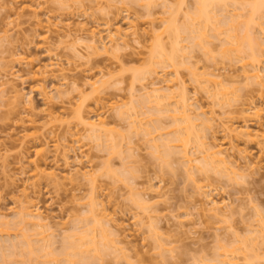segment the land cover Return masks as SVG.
<instances>
[{"label": "rangeland", "instance_id": "1", "mask_svg": "<svg viewBox=\"0 0 264 264\" xmlns=\"http://www.w3.org/2000/svg\"><path fill=\"white\" fill-rule=\"evenodd\" d=\"M101 1H103L101 3L102 7L100 5L98 6L101 7V11L96 8V5L89 2L85 3L86 7L84 11H82L83 9H78L79 11H77L75 8L68 10L61 8V6L59 7L58 5L59 3L53 0H0V85L6 83L5 86L3 85L4 87L2 86L3 89H0V214L6 215L5 218L8 216L7 221L10 220L14 223V219H17L15 218L17 216L15 213L17 214L19 211L18 208L20 209L21 207L18 206L20 205L19 203L24 200L32 201L36 207V209L33 208V211L40 213L43 220L46 219L43 221L45 222L44 224L50 226L47 227V234L45 233V235L51 236L50 233L52 232V236L54 235L53 237H55L52 238L51 236L54 244L51 242L52 246L49 242V246H52L49 252H52L54 255L57 253L55 256L59 257L58 255L62 253L65 243H67L65 241L68 240L66 236H71L75 234L76 231L77 233H81V230L87 231L84 227L90 224V221L87 219L90 217L89 208H91V206L89 205L92 203L90 200L94 192L88 184L89 182L87 183V180L83 181L80 178L79 180L77 177H74L78 170H82V172L87 170L92 173L93 178H96L98 184L96 202L99 203V207H96L98 211L96 210L95 212H98L99 215L102 214L101 212L110 215H107L108 219L111 218L109 221L106 218L109 222H106V224L108 223L107 226L105 222L103 224L105 227H108L106 228V233L112 231V234L116 233V235H118L106 234L109 236L107 244L110 246L106 248V245H103L104 242L102 243L100 240L101 234L98 232L99 228L96 229L95 234L92 232V229H90V225H93V223H91L87 229L89 228L91 230L90 232L95 234L93 235L96 236V240L99 239V241H101L99 245L102 244V246H105V250L104 247L100 245L102 259L99 257L96 258L95 256L93 257V255L90 254L91 258L88 263V260L86 261L87 264H202V262L205 264L207 261H204H209L213 257H216L217 253H219L218 251H220V253L223 252L222 249H217L220 244L219 242L222 241L224 244H222L223 247H225V244H228V240L229 243L235 242L233 241L234 237L232 238V236L235 235L236 239L235 233L239 234L240 237L244 235L243 240L245 241L246 239V242L249 239L251 240V238L248 239L247 237H254V235L250 231L252 234L251 236L249 230H252L253 227L257 228L259 213L261 216L263 215L262 218L264 217V141L259 138L248 140L246 136L243 137L241 134L235 136V129L237 133H239L241 129V131H243L244 125L249 126L254 135L256 133H264V111L262 112L261 118H256L255 115H253L254 113L250 110L255 106L264 110V89L261 90L257 87L258 85L254 86L253 81V85L250 84L251 82L249 83L248 80L246 81L244 76L238 78L239 75H243L241 66L239 64L235 65L236 62H231L233 59L228 61V59L224 58V55V57L222 56L223 51L221 52V46L224 44L223 41L226 39V35L222 36V34H220V38L218 37L219 39L215 38V34L211 31L212 27L209 26L210 30L207 27V41L211 43L206 42V44L209 43L210 45L208 46L210 49L208 53L205 51L206 48L201 50V47H193L194 43L190 44L191 41L187 39L189 34L187 33V36L182 33L180 37H185L186 39H180L183 42L182 47L185 49L184 52L182 51V56L178 59L181 63L184 62V65L180 63V69L178 71L179 77H177L178 75L175 76L176 73L173 74V68L165 70L163 69L164 65L160 66L155 64L152 67L162 81L167 79L176 80V78H180L179 80L183 81L184 87L187 89V97L190 99L192 105L193 115H197L195 113L200 114L202 110V112L206 114H204L206 119L214 117L213 119L215 121L211 122L213 124H209V126L212 125V128L209 130L204 129L205 126L203 125L201 127V123L196 124L204 120L203 115L199 116V120H201L202 117L201 121L197 120L194 122L196 124L195 126L199 125L197 126V130L204 133L206 143L225 146L228 150H226L228 152V154L226 152V157L228 156L229 166L233 167V169L243 177H237V180L234 181L235 183H232L233 181L230 182L227 177L222 178L217 175L218 173H213V171V174H208V178H206L207 176L205 177L204 173L196 175V173L192 171V168V170L189 169L190 164L187 160H185V162H187L189 166L187 167V164L184 163V158H182L183 155L178 154L176 151L173 153L174 155L171 154L173 157L170 155L171 157H169V159H171L170 162H168L169 165H166L167 167L164 166V162L162 163V161L159 160L161 158L158 159L152 155L154 147L151 149V146L155 143H158V145L161 144V140L169 141L170 138H174V129L171 128L173 126L171 125L172 120L170 121V119L162 118L163 116L161 115L150 116L148 115L150 110L146 104V107L143 106L141 110L140 103H137L140 101L143 102L142 97L138 96L141 93V95L144 94V91L142 92V87H148L146 85L152 82V80H156L155 78H157V76H154V78L152 76V78H148L141 82L134 79V76L137 73L141 74L150 66V62L147 60L150 58L148 55L150 54L153 43V34L151 33L152 27H154L153 29L155 30L159 27V31H162L160 29H164V27L160 25V21L163 19H170V13L175 14L174 12H176L177 16H174L177 17L176 26L178 25L183 28L182 25L185 24L186 26V23L188 24V21L186 22V19H184L186 18L184 15L192 13L193 10L195 11L196 3L200 0H168L169 3L167 0H147V2H151L152 5L150 6V3L143 2L142 0H110V8L109 6L106 7L107 1ZM166 1L167 4H169V10L167 9L168 6L166 7L164 4ZM26 6H32L34 9H37L36 16H34L31 10H24ZM145 6L148 7L149 10ZM232 9V6H228L227 10L224 9L225 13L222 10L219 11L218 16L223 24L225 21L223 19L227 15L231 16V13L236 12L237 9L240 10L239 8L236 9V7L234 8V10L236 9L235 11ZM166 11L171 12L166 13ZM236 13L238 14L239 12L237 11ZM242 18L243 17H241V19ZM154 20H157L154 24L157 27H151ZM238 20H240V18H238ZM238 22V24L241 23V21ZM238 24H236V26ZM84 25L87 27L86 30L88 31H79L80 29H78V27ZM105 25H111V30L114 32L118 27L121 28L122 38H124L126 46L120 44V50L122 51L117 54L111 50L110 54L107 55L100 52H98V54L100 53L99 55H92L91 53L93 51L91 52V50L89 51L87 49L91 44L88 36L90 30L97 31L98 36H95L97 37L95 40L98 41H96L97 47H103L104 45L111 48L107 40L109 39V33L108 31L105 33L108 27L106 28ZM132 26L135 27V29L132 28ZM257 26L258 24L252 26L253 32L256 34L255 36L263 38V33L259 31L260 28ZM222 27H224V25ZM222 27L221 32L223 33L225 32V28L223 29ZM134 30H137V33L140 34L139 44L138 41H136L137 43L135 42L137 37L132 35ZM146 31L147 34H144ZM239 32H241V30ZM236 34H238V32H236ZM151 37L152 39H150ZM167 37L168 36L164 34L163 43L169 47L170 42L167 40ZM192 48L193 50H191ZM245 48L247 47H244V50ZM99 49L103 50V48ZM185 50L187 51L185 52ZM245 52L246 55L247 52L249 53L247 49ZM258 54L260 55L259 57H261L260 59L264 62V49H259ZM16 56L19 57L17 60L20 59L23 61H16L17 63L10 65L9 63H12L11 59ZM117 56L119 57L118 59L115 58ZM5 65L7 69H5ZM7 65H10L9 69ZM41 67L47 68V75L37 74V71H39L38 69ZM12 68L15 73L17 72L20 75L17 73L15 74ZM262 68H264V63L262 64ZM10 69L13 72L10 71ZM190 69L192 70L190 71ZM193 71L197 72L199 75H201L202 72H204L202 74H205L214 71L216 72H213L214 74H220L219 77L222 78L220 80L224 79L226 84H228V82L230 83V85L228 84L230 86L229 89L231 86H233L234 90L238 87L236 89H238L239 92L235 90L236 93L234 92L235 96H233V99L231 90V94L229 90H224L225 92L223 93L225 94L227 92V96L229 94V97L231 95L232 102L230 99L228 101H230V104H233H231L232 107H230L229 103L226 107L223 106L224 108H221L220 104L217 105L219 96H216L217 100L216 98L213 100V95L212 99L210 93H208L212 90H206V85L201 86L199 85L200 82L198 83L196 80H193L194 77L191 76ZM223 72L225 74H223ZM11 73L15 75H12V77L10 75ZM198 74L196 76H198ZM17 75L21 78L20 80L15 77ZM234 75H238L237 79ZM1 80L3 81L2 84ZM97 80L109 81V87L107 86L108 90L105 91V93L103 91V93H101L102 95L92 94L91 89L89 90V85ZM234 84L237 85L234 86ZM249 84L250 86H247ZM211 87L213 88V86ZM210 88L208 87V89ZM233 89L232 91H234ZM14 91L17 93L19 91L20 93V99L18 98V100L15 98V102L17 101L16 103L13 102V96L15 97ZM133 92L136 93L135 95L138 99L141 98L140 101L138 99V101L135 100L137 97H133ZM81 94L86 99L85 111H89L90 109L94 111L97 110L98 114L106 117L104 118L109 122L108 128L110 131L112 130L111 135L116 139L114 140V144V141H111L112 145L110 144V147H112L113 149L111 150L113 152L115 150L117 154L114 152L115 155H113L108 148L102 151L101 149H103V147H100L103 145V141L100 142L97 140L96 142L94 138L91 139V137H88V133H84L85 130H82L83 127L78 125L77 120L71 115L77 102L79 103L81 99ZM131 94L133 95L131 96ZM101 96L104 98L102 99V103L105 106L103 105V108L99 106L98 109H95V106L99 104L97 100H99ZM235 97L237 98L235 99ZM233 100L234 102L239 100L238 104L233 103ZM10 101L11 103L8 104ZM29 102L32 104L31 106L33 109V112L30 111V113L33 114H28L25 111L27 108L26 106H28L26 104H29ZM96 102L97 104L95 105ZM114 102L123 106V108L120 106L117 108H122L120 112L121 110L126 111V117L130 115L129 113V115H127L128 110L132 113L136 108L137 111L146 113L147 115H142L143 117L140 116L143 119L142 128L139 126L137 127L138 124L134 125L131 123L132 120H130L129 117H127V119L124 118L125 116L120 117L122 115L119 116L121 113L117 109L119 114L115 109L113 111L111 106ZM18 103L19 106L16 105L17 107H15L14 105ZM20 104L23 105L21 106ZM110 104L112 105L110 106ZM197 107L200 112L194 111V109L198 110ZM50 114H54L53 116L63 115L64 121L69 123L60 125L61 123L56 124L53 122L54 124L51 123L50 125ZM165 117H167V115ZM30 118L36 122L34 127H31L29 124L30 122H28ZM141 118L140 120H142ZM147 122H149L150 126H145L148 125ZM45 123L49 124L48 127L44 130H40ZM157 123L161 124L162 130H160V128L159 131H154L153 125L156 126ZM214 123L216 124L214 125ZM221 123L227 128H231L230 130H234L235 133H230L232 131H229V134H227V132L225 133L223 129L226 127L224 126L222 128L223 125ZM136 127L138 131H136ZM147 129L151 130V136H148L144 131ZM204 130L206 132H204ZM24 135L32 137L25 140L21 145L20 142L23 140L22 137ZM205 135L207 137H205ZM39 136H43L42 139L44 138L49 143V151L45 157L36 160L35 151L38 148L36 138ZM112 136H110V140L114 139ZM200 136H203V134L200 133ZM61 139L62 141H60ZM78 139H81L80 142ZM98 141L99 145H97ZM100 143H102L101 146ZM55 144L61 145L59 146V150H54ZM173 145L176 144H172L171 146ZM97 146L100 147L98 148ZM194 146V144H190V148L188 147V154L190 157L192 155V160L200 157V154L199 156L196 155L198 149ZM160 148L162 147L160 146ZM178 152L180 151L178 150ZM195 155L196 157H194ZM22 156L26 160H24L23 165L19 164V166L18 160H20ZM33 159L36 165L40 167V171L38 170L40 174L41 170L42 172H47V174L52 172L56 174L57 177L59 176L61 178L60 183L53 181L50 177H45L50 180H46L44 177L38 178L43 174L40 176L38 175L37 178L30 176L33 175L35 169L33 166L36 165L30 164L28 161L32 162ZM128 161L130 162L128 163ZM125 162L128 163L130 167H127L129 168L130 174L127 172L126 176H124L125 174L122 175L125 171L123 166ZM128 164L125 165L127 166ZM189 171L193 172L195 176L191 175ZM215 171L217 172V170ZM64 176H67L66 180L63 179ZM191 176H193V180H191ZM38 179H41V181ZM37 180L39 182L38 185ZM130 187L135 190L131 191ZM137 196H140V201H137ZM17 200H19V203H17ZM141 201L148 202L141 205ZM212 201L223 203L222 206L224 209L228 207V210H225L227 211L225 214L226 216L214 217V214L209 213L208 210L211 209L210 206ZM148 204V209L150 207L152 210L149 209L147 211V207L144 209V206ZM207 211L208 213H206ZM95 212L94 214L96 215ZM256 215L257 217H255ZM224 217L228 220H226L227 222L224 220ZM10 221L9 224H13ZM16 221L18 222L19 218ZM229 221L232 223H229ZM150 224H153V230L149 228L151 226ZM32 225L33 224L30 223V225H27L28 227L24 226L25 229H31L29 232H27V229V231H25V229L22 228L23 226L21 227L24 229L23 232L20 230L21 228L19 230L13 229L14 224L10 228L6 226V228L9 229L5 230L4 227H0L3 229V231L0 229V264H2V259L4 257L3 262L6 264H44L43 261L46 263L49 258L47 259L41 251V254L37 252L35 255L40 260L41 258L45 260H41L40 262V260L34 259V262L31 258L33 263L31 260L29 261L30 257L28 258V256H30L28 255L29 249L27 251L28 253L25 251L27 254L23 251L25 250L23 249L24 244H22L24 242V235L27 236L26 234H28L29 236L34 234L39 236L37 233H33L37 228H32ZM229 225L233 227L231 226L232 228H230ZM250 225L254 226L252 227ZM112 226L115 227L113 228ZM93 227L91 226V228ZM109 227H111V229H109ZM256 228L255 230H257ZM49 229L52 230L50 231ZM39 231L40 230L36 232L39 233ZM41 231L43 230L41 229ZM48 231H50V233ZM232 232L234 233L232 234ZM97 234L98 237L100 236L99 238H97ZM34 235L33 237H35ZM33 237H31V239L28 237L27 239L32 242L34 240V243L37 245L40 236L37 239H33ZM51 238H48V241L51 240ZM45 240L47 241V239ZM260 240L261 239H259L258 243ZM251 241H248L247 244L252 245L253 241ZM42 244L37 245H41V248L35 247L36 251L39 250L38 248L42 249ZM44 244V248L48 247V245H46L47 242ZM158 244H162L166 250L168 249V253L165 251L166 253L161 256L160 253H162V249L159 250ZM251 245L248 246L250 250L252 248ZM226 246L228 248L230 245L228 244ZM259 246L260 245L257 244L255 248L258 249L257 251H263H259V253L261 252V254H263L264 250L262 248L264 247H262V245ZM35 248H33V250H35ZM249 253L250 254L245 253L244 255L247 257L250 256L253 260L252 252L249 251ZM31 254V257H34L33 252ZM58 259L60 262L54 261L53 264H55V262L60 264L61 261H63L60 260V258ZM61 259H63V257ZM242 259L241 257V261ZM243 261H238V264H243ZM248 264L252 263L249 262Z\"/></svg>", "mask_w": 264, "mask_h": 264}, {"label": "bare ground", "instance_id": "2", "mask_svg": "<svg viewBox=\"0 0 264 264\" xmlns=\"http://www.w3.org/2000/svg\"><path fill=\"white\" fill-rule=\"evenodd\" d=\"M54 2H58L59 4V7L61 6V8H64V9H66V10H68V9H71V8H75V9H77V11H79L78 9H80V10H82V11H84V9H85V7H86V5H85V3L86 2H89V3H91V4H93V5H96L95 7L96 8H98V9H100V11H101V7H102V5H101V3L103 2V1H101V0H53ZM107 1V2H106ZM124 1V0H123ZM143 2L145 1V2H147V0H142ZM168 1V0H167ZM167 1L166 2H164V4H165V6L167 7V9L169 10V4H167ZM52 2V1H51ZM56 2V3H57ZM105 2H106V7H108L109 6V8L111 7L110 5H109V2H110V0H105ZM53 3V2H52ZM147 3H150L149 4V6L150 5H152L151 4V2L149 1V2H147ZM168 3H169V1H168ZM90 4V5H91ZM101 6V7H98V6ZM147 6V5H146ZM145 6V7H146ZM228 6L229 7H231L232 6V10H234V8L236 7V9L237 8H239L240 10H236V12L238 11L239 13L237 14L236 12H234V13H231V14H229V15H231V16H226L223 20H225L224 21V24H223V22L220 20V18H219V16H218V13H219V11L220 10H222V11H224V13H225V10H227L228 9ZM95 8V9H96ZM147 9H148V7H146ZM150 8V7H149ZM196 9H195V11L193 10L192 11V13H188L187 15H184V16H186V18H184V19H186V22L188 21V24L186 23V26H185V24L184 25H182L183 26V28L180 26H176V22H177V17H174L177 13L176 12H174L175 14H173V13H170L169 11H166V13L168 12V13H170L171 14V16H170V19L168 18L167 20L166 19H163V20H161L160 21V25H162L163 27H164V29H160V30H162V31H159V27H158V29H153L154 27H152V26H155V27H157L156 25H154L155 23H156V21L154 22H152V25H151V27H152V31H151V33L153 34V39H152V37L150 38V39H152L153 41V43H152V48H151V50H150V54L148 55L150 58H148V62H150L149 64H150V66H149V68L148 69H146V70H144V72H142L141 74L140 73H137V74H135V76H134V79H136L137 81H145V80H147L148 78H152V76H153V78H154V76H157V78H155L156 80H152V82H149L146 86H148V87H142V92L144 93L143 95H138L139 97L141 96L142 97V100H143V102H141L140 101V99H138V97L135 95L136 93H134V95L133 94H131V96L133 95V97H135L136 99L135 100H139L140 102H137L138 104L140 103V109L142 110V107L143 106H145V104H146V106L148 107V109L150 110L149 111V114L148 115H150V116H154V115H161V116H163L162 118H165V119H170V121H171V125H173L171 128H173L174 129V132H173V134L175 133V135H174V138L173 139H169V141H163V140H161L162 142H164V143H162L161 142V144H159L158 145V143H155V144H153L152 146H151V149H153V147H154V149H153V151L155 152H153L152 153V155L155 157V158H161V159H159V160H161L162 161V163H163V165L164 166H166V165H169V163L168 162H170V159H169V157H171L172 155H174L173 153H175V151L178 153V154H181V155H183V157L182 158H184V163H186L187 164V162L190 164V167H189V169L190 170H192L194 173H196V175L197 174H201V173H204V175H205V177L206 178H208L209 177V175L208 174H213V173H218L217 175H219V176H221L222 178H225V177H227V179L230 181V182H232V183H235L234 181H236L237 180V177H243V176H241L240 174H238V172L236 171V170H234L233 169V167H230L229 166V159H228V156L226 157V155L228 154V150L225 148V146L224 145H220V146H217V145H212L211 143L209 144V143H206V141H205V138H204V133H202V132H200L199 130H197V126H199V125H197V126H195L196 124H198V123H201L200 124V126L202 127V125L203 126H205V128L204 129H211L212 127V125H210L209 126V124L211 123V122H213V121H215L213 118H211V119H209V118H207L206 119V117H205V113H203L202 112V110H201V112H200V110H199V108H198V110L197 109H194V111L196 110V111H199L200 112V114L199 113H195V114H197V115H193V110H192V105H191V103H190V99H188V95H187V89L184 87V84H183V81H181V80H179L180 78H176V80H164V81H162V79H160L159 78V75L154 71V69H153V65L155 64V65H160V66H162V65H164V68L163 69H165V70H167L168 68H173L172 70H173V74H175V76L176 75H178L177 77H179V74H178V71H179V69H180V61L178 60L179 59V57L180 56H182L181 54H182V51L184 52V49L185 48H183L182 47V39L183 40H185L186 38L184 37V38H182V37H180L181 35H182V33L183 34H186L187 35V33L189 34V36L187 37V39L189 40V41H191L190 42V44H193L194 43V46L193 47H195V46H197L198 48L199 47H201L200 49L201 50H203V49H205L206 48V50L205 51H207L208 53H209V51H210V49L208 48V46H210L209 45V43H210V41H207L208 40V37H207V27H208V29H209V26H211L212 27V32L215 34V38H220V34H222V36H225V38H223V39H225L224 41H223V46H221L222 48V50H221V52H222V56L225 58V59H228V61L230 60H232L231 62H236L235 63V65H237V64H239L240 66H241V68L243 69V75H239V77L238 78H240V76H244V79H246V81L248 80V82L250 83V84H252V81H253V84H254V86H257V87H259L261 90H263L264 89V68H262V64L264 63L260 58L261 57H259L260 55L258 54V50L259 49H264V29H263V24H264V0H200V1H198V3H196V7H195ZM25 9H28V10H31L32 11V13H34V16H36V14H37V9H34L32 6H29V7H25L24 8V10ZM98 9H97V11H98ZM103 9H104V7H103ZM108 9V8H107ZM225 9V10H224ZM74 10V9H73ZM93 10H94V8H93ZM105 10V9H104ZM149 10V9H148ZM99 11V12H100ZM128 11V10H127ZM244 11V12H243ZM105 12V11H104ZM228 12V11H227ZM241 12H243V13H241ZM246 12V13H245ZM165 13V14H166ZM223 13V12H222ZM169 14V15H170ZM234 14V15H233ZM237 14V15H236ZM177 16V15H176ZM231 17V18H230ZM241 17H243L242 19H241ZM238 18H240V20H238ZM230 19V20H229ZM226 20H227V22H226ZM229 20V21H228ZM244 20V21H243ZM238 21H241V23H242V21H243V23H244V25H243V23L241 24H238L239 22ZM221 22H222V25H221ZM109 24V23H108ZM236 24H238L237 26H236ZM255 24H258V28H260L259 29V31H261V33H263V35H262V37L263 38H261L260 36L258 37V36H255L256 34H254V32H253V25L255 26ZM83 25V24H82ZM159 25V26H160ZM224 25V27H222ZM106 26V28H107V30H106V32L105 33H107V31H108V33H109V36H108V38L109 39H107L108 41H109V43L108 44H110V47L111 48H109V47H106V46H104L103 45V47L101 46V47H97V45H96V43L98 42L97 40H95V38H97V37H95L96 35H97V31L96 30H90V32H89V34H88V36H89V38H90V46H88L87 47V49L90 51L91 50V54L92 55H97L98 54V52H100V53H104V55H107V54H110V51L111 50H113L114 51V53H119L120 51H122V50H120L121 48V46H120V44H124L125 45V43L126 42H124V38H122V30H121V28H117V29H115V32L114 31H112L111 29V25L109 26V25H105ZM162 26H161V28H162ZM150 27V28H151ZM221 27L225 30V32H221ZM238 27V28H237ZM251 27H252V29H251ZM132 28H134L135 29V27H133L132 26ZM131 28V29H132ZM181 28V29H180ZM78 29H80L79 31H84V30H86L87 29V27L84 25V26H81V27H78ZM210 30V29H209ZM241 30V32H239ZM86 31H88V30H86ZM105 31V30H104ZM150 31H148V32H150ZM138 31L137 30H134V32H133V34L132 35H134V37H137L136 39H135V42L136 41H138V44L140 43L139 41V38H140V34H138L137 33ZM160 32V33H159ZM236 32H238V34H236ZM126 33H128V32H126ZM158 33V34H157ZM260 33V34H261ZM144 34H147V31L144 33ZM164 34H166L168 37H167V40H169V42H170V45H169V47L168 46H166L164 43H163V37H164ZM241 36H240V35ZM254 34V35H253ZM99 35H100V31H99ZM107 35V34H106ZM127 35V34H126ZM259 35V34H258ZM98 36V35H97ZM209 36V35H208ZM104 37V36H103ZM126 37V36H125ZM143 37V36H142ZM258 37V38H257ZM106 38V37H105ZM218 38V39H219ZM181 39V40H180ZM261 39V40H260ZM97 41V42H96ZM100 41H101V39H100ZM99 41V42H100ZM106 42V41H105ZM206 42H209V43H207L206 44ZM137 43V42H136ZM211 44V43H210ZM151 45V44H150ZM126 46V45H125ZM207 46V47H206ZM244 47H247V48H245V50H244ZM99 48H103V50L102 49H99ZM208 48V49H207ZM249 48V49H248ZM123 49V48H122ZM188 49V48H187ZM246 49L249 51V53L247 52V55H246ZM102 52H101V51ZM191 50H193V48L191 49ZM187 50H185V52H186ZM96 53V54H95ZM99 53V54H100ZM98 54V55H99ZM188 54V53H187ZM189 55V54H188ZM246 55V56H245ZM13 57V56H12ZM11 57V58H12ZM19 57H15V58H12L11 59V61H12V63H9L10 65H12L13 63H17V62H22L20 59L19 60H17ZM116 59H118L119 57L117 56V57H115ZM150 59V60H149ZM188 59V58H187ZM17 61V62H16ZM263 62V63H262ZM181 64H183L184 65V62L183 63H181ZM10 65L8 66L7 65V67H8V69H9V67H10ZM21 65V64H20ZM183 65H181V66H183ZM186 65V64H185ZM166 66V67H165ZM196 67V66H195ZM13 68L15 69V67L13 66ZM12 68V70L14 71V69ZM5 69H7L6 68V65H5ZM41 69H43V70H41ZM198 69V68H197ZM4 70V69H3ZM11 69H10V71H12ZM39 71H37L38 73V75H47L48 74V70H47V68L46 67H41L40 69H38ZM192 69H190V71H191ZM8 71V70H7ZM7 71H6V73H7ZM12 71V72H13ZM211 71V70H210ZM195 71H193V73H191V76H193L194 77V81L196 80V82H200L199 83V85H206L205 86V88H206V90H212V91H207L208 93H210V96H211V98H212V95H213V100H215V98H216V100H217V97H218V99L219 100H217L218 101V104L217 105H221V108L223 107V106H227V104L229 103V105H230V107H232L231 106V104H230V101L232 102V99H233V96H235L234 94L236 93L235 92V90H238V89H236V88H238V87H234L235 88V90L233 89V86H231V88L229 89V85H230V83L228 82V84H226V82L224 81V79L223 80H220V79H222L221 77H219L220 76V74L219 75H216V74H214V73H216V72H214V71H212L211 73H205V74H202V73H204V72H202L201 73V75H199L197 72H195ZM205 72H207V71H205ZM208 72H209V70H208ZM214 72V73H213ZM219 72V71H218ZM2 73H3V71H2ZM14 73H15V71H14ZM14 73H11L10 75L12 76H14L15 74ZM61 73V72H60ZM164 73H165V71H164ZM241 73V74H242ZM9 74V73H8ZM17 74H19V73H17ZM22 74V73H21ZM36 74V75H37ZM166 74V73H165ZM164 74V75H165ZM192 74H194V75H192ZM198 74V76H196ZM218 74V73H217ZM223 74H225L224 72H223ZM20 75V74H19ZM233 75V74H232ZM2 76V75H1ZM6 76V75H5ZM4 76V77H5ZM12 76V77H13ZM238 76V75H237ZM237 76L236 75H234V77H236V79H237ZM3 77V76H2ZM8 77V76H7ZM17 79L19 78L18 77V75L17 76H15ZM21 77V76H20ZM192 77V78H193ZM232 77V76H231ZM201 79V81H200V79ZM5 79V78H4ZM21 78H19V80H20ZM159 79H160V81H159ZM232 79H235V78H232ZM241 80V79H240ZM2 81V80H1ZM10 81V80H9ZM156 81V82H155ZM222 81H224V82H222ZM234 81V80H233ZM6 82V81H5ZM15 82V81H14ZM109 81H104V80H97V81H94V82H92L89 86H90V88H89V90L91 89V93L92 94H96V95H102L101 93H103V91H104V93H105V91H107L108 90V88H107V86L109 87V83H108ZM243 82H244V80H243ZM3 83V81L1 82V84ZM235 83H236V81H235ZM247 83V82H246ZM6 84V83H5ZM5 84H2V85H0L1 86V88L0 89H3V87L5 86ZM182 84V85H181ZM250 84L249 85H247V86H250ZM252 84V85H253ZM4 85V86H3ZM179 85H181V86H183V87H181V86H179ZM237 85V84H236ZM235 84H234V86H236ZM3 86V87H2ZM145 86V85H144ZM211 86H213V88L211 87ZM12 87V86H11ZM208 87L210 88V89H208ZM107 88V89H106ZM144 88V89H143ZM204 88V87H203ZM219 88V89H218ZM5 89V88H4ZM177 89H179V90H177ZM215 91H214V90ZM232 89L234 90V91H232ZM9 90H13V89H9ZM228 91L229 90V93L231 94V92H232V99H231V95H230V97H229V94H228V96H227V92L225 93V94H223L225 91ZM230 90H231V92H230ZM204 91H205V89H204ZM214 91V92H213ZM223 91V92H222ZM2 92V91H1ZM8 92V91H7ZM15 92V91H14ZM220 92V93H219ZM235 92V93H234ZM237 92H239V90L237 91ZM207 93V94H208ZM1 95V94H0ZM11 95H12V92H11ZM14 95H15V97L13 96V102H15V100L16 99H18L19 97H20V93H19V91H18V93L17 92H15L14 93ZM11 96V97H12ZM79 96H80V94H79ZM217 96V97H216ZM226 96H227V98H226ZM10 97V96H9ZM229 97V98H228ZM0 98H1V96H0ZM5 98H7V97H5ZM16 98V99H15ZM237 97H235V99H236ZM239 98V97H238ZM3 99H4V97H3ZM9 99H12V98H9ZM20 99V98H19ZM18 99V100H19ZM99 99V98H98ZM102 99H104V98H102V96L100 97V99L99 100H97L98 101V105H96L97 104V102L95 103V109H98L99 108V106L101 107L102 106V108L105 106L102 102ZM226 99V100H225ZM230 99V101H228ZM85 98H84V96L81 94V99H80V101H79V103L77 102V104H76V106H75V108L73 109V112L71 113V115H73V118L75 119V120H77V122H78V125H80L81 127H83V129L82 130H85V132L84 133H88V137H91V139L92 138H94V140L97 142V140H99L100 142H102L103 143V145L101 146V144L102 143H100V146H97L98 148L100 147V148H102L103 147V149H101L102 151H104L106 148H108V149H110V153H113V155H115V154H117L116 152H115V150H114V152H115V154H114V152L111 150V149H113L112 147H110V144H111V141H114V140H116L115 139V137H113L112 135H111V133H112V130L110 131V129L108 128V126H109V122H107V119L105 120V118L101 115V114H98L97 113V110L96 111H94L93 109L91 110H87V111H85L86 109V104H85ZM2 101V100H1ZM100 101V102H99ZM12 102V103H13ZM17 102V101H16ZM15 102V103H16ZM19 102V101H18ZM238 102H239V100L237 101H235L234 102V100H233V103H237L238 104ZM4 103V102H3ZM11 103V101L8 103V104H10ZM217 103V102H216ZM8 104H6V105H8ZM141 104H142V106H141ZM12 105V104H11ZM16 105H18L19 106V103L18 104H15L14 106L15 107H17ZM21 106L23 105V104H20ZM26 105H28V106H26L27 108L25 109V107H24V109H25V111L28 113V114H33V113H30V111L31 112H33V109H32V104L29 102V104L27 103ZM104 105V106H103ZM112 104H110V106H111ZM233 105V104H232ZM236 105V104H235ZM14 106H12V107H14ZM25 106V105H24ZM120 106V104L119 103H113V105L111 106V108L113 109V111H114V109L116 110H118L119 112H120V109H122L123 108V106H120V107H122V108H117V107H119ZM139 106V105H138ZM145 106V107H146ZM254 106V105H253ZM73 107V106H72ZM229 107V106H228ZM105 108H107V107H105ZM110 108V107H109ZM193 108H194V106H193ZM224 108V107H223ZM108 109V108H107ZM102 110V109H101ZM105 110V109H104ZM110 110V109H109ZM116 110V111H117ZM251 110V112H253L254 114L253 115H255V117L256 118H261L262 117V112L264 111L263 109H261V108H257L256 106L255 107H253L252 109H250ZM100 111V110H99ZM103 111V110H102ZM108 111V110H107ZM111 111V110H110ZM109 111V112H110ZM117 111V113L119 114V112ZM124 110H121V114H119V116L120 115H122V116H120V117H124L125 119H127V117H129L130 118V120H132L131 121V123H133L134 125L136 124H138L137 125V127L139 126L140 128H142L141 127V125H143L142 124V121H143V119L141 118V117H143L144 115H147L146 113H143L142 111H137V108H136V110H131V111H133L132 113H130V111L128 110L127 111V115H129V116H127L126 117V111H124ZM247 111H249V110H247ZM104 112V111H103ZM243 112H246V111H243ZM129 113V114H128ZM205 114V115H204ZM248 114V113H247ZM54 115V114H53ZM53 115H49V116H51L50 117V125H51V123H56V124H59V123H61L60 125H63V123L65 124L66 123V121H64V119H63V115L61 116H59V115H55V116H53ZM68 115H69V113H68ZM143 115V116H142ZM167 115V117H165V116ZM203 115V117H204V120H202V117H201V120L203 121H201V120H199V116H202ZM27 116V115H26ZM141 116V117H140ZM196 116V117H195ZM198 116V117H197ZM29 117V116H28ZM149 117V116H148ZM21 118V117H20ZM33 118V117H32ZM32 118H30L29 119V121L28 122H30L29 124L31 125V127H34L35 126V124H36V122L34 121V120H31ZM128 118V119H129ZM140 118L142 119V120H140ZM21 120H22V118H21ZM26 120V119H25ZM201 121V122H197L196 124L194 123V122H196V121ZM220 120V119H219ZM21 122H23V121H21ZM26 122V121H25ZM158 122H160V121H158ZM248 122V121H247ZM48 123H45L41 128H40V130H44V129H46L47 127H48ZM53 123V124H54ZM69 123V122H68ZM68 123H66V124H68ZM151 123V122H150ZM246 123V122H245ZM24 124V123H23ZM132 124V125H133ZM147 124L148 125H145V126H150L149 125V122H147ZM211 124H213V123H211ZM216 123H214V125H215ZM222 124V123H221ZM134 125H133V128H134ZM220 125V124H219ZM223 125V124H222ZM225 125H223L222 126V128L224 127ZM62 127V126H61ZM61 127H59V128H61ZM77 127V126H76ZM136 127V128H137ZM200 127V128H201ZM207 127V128H206ZM226 127V126H225ZM139 128V129H140ZM153 128H154V131H159V129L160 130H162L163 128L161 127V124L160 123H157L156 124V126L155 125H153ZM58 129V128H57ZM199 129V128H198ZM202 129V128H201ZM200 129V130H201ZM231 128H225V129H223V131L226 133L227 132V134H229L228 132L229 131H232V132H230V133H235V131H236V133H235V136H237V134L238 135H242L243 137H247L248 138V140H250V139H252V138H259V139H261L262 141H264V133H262V134H258V133H256L255 135L253 134V132L250 130V128H249V126H246V125H244V129H243V131H241L240 130V132L239 133H237V130L235 129V131L234 130H230ZM197 130V131H196ZM136 131H138V128L136 129ZM145 132H146V134L148 135V136H151L152 135V132H151V130H144ZM198 131H199V135H198ZM202 131H203V129H202ZM204 132H206L205 130H204ZM200 133L201 134H203V136H200ZM226 135V134H225ZM110 136H112V138H114V139H112V140H110L111 139V137ZM32 136H29V135H24L22 138H23V140L20 142L21 143V145L23 144V142L25 141V140H27V139H29V138H31ZM43 137V136H42ZM42 137L41 136H39V137H37L36 138V142H37V145H38V148L36 149V151H35V156L37 157V159L36 160H38V158L40 159V158H43V157H45L46 155H47V152L49 151L48 149H49V143L43 138L42 139ZM205 137H207L206 135H205ZM21 138V139H22ZM103 138V139H102ZM207 139V138H206ZM235 139V138H234ZM246 139V138H245ZM79 140V139H78ZM81 140V139H80ZM80 140H79V142H80ZM247 140V139H246ZM60 141H62V139L60 140ZM99 141H98V143H97V145H99ZM109 141V142H108ZM19 143V144H20ZM58 143H59V140H58ZM106 143H107V146H106ZM115 143V141L113 142V144ZM104 144H105V147H104ZM172 144H176V145H173V146H171ZM192 145V144H194L197 148L196 149H198L197 150V154L196 155H198L199 156V154H200V157H198L197 159L195 158V160H192L191 159V157H192V155H191V157H190V155L188 154L189 152H188V147H189V145ZM20 145V146H21ZM112 145V144H111ZM55 146V148H54V150H59V146H61L60 144H55L54 145ZM160 146L163 148H160ZM194 146V147H195ZM21 148H22V146H21ZM174 148V149H173ZM190 148V147H189ZM225 148V149H224ZM6 149V148H5ZM130 149V148H129ZM176 149V150H175ZM196 149H195V151H196ZM132 150V149H131ZM173 152H172V151ZM178 150L180 151V152H178ZM227 150V151H226ZM112 151V152H111ZM194 151V152H195ZM193 152V153H194ZM199 152V153H198ZM226 152H227V154H226ZM157 153H158V155H157ZM172 154V155H171ZM23 155V154H22ZM171 155V156H170ZM196 155L194 156V157H196ZM173 157V156H172ZM231 157V156H230ZM229 157V158H230ZM194 159V158H193ZM24 160H26V159H24L23 158V156H22V158L20 157V160H18L19 162H18V165L20 164V165H23V163H24ZM185 160H187V162H185ZM131 161V160H130ZM130 161H128V163L130 162ZM38 162V161H37ZM127 162V161H126ZM125 162V164H128V163H126ZM28 163H30V164H35L36 165V162H35V160L33 159V161L32 162H29L28 161ZM168 163V164H167ZM125 164H123V166H124V173H122V175H124V176H126V174H127V172L129 173V164L126 166ZM189 164H187L186 166L188 167L189 166ZM233 164V163H232ZM19 165V166H20ZM232 166V165H231ZM22 167V166H21ZM33 167H35V169H34V171H33V175H30V176H32V177H34V178H37V176L39 175H41V174H43V175H41L40 177H38V178H41V177H50L53 181H55V182H59L60 183V181H61V178L58 176L57 177V175L56 174H54V173H52V172H49L48 174H47V172H42V170H41V174H40V170H39V166H33ZM127 167H129V168H127ZM167 167V166H166ZM192 168V169H191ZM22 169V168H21ZM42 169V168H41ZM195 169V170H194ZM39 170V171H38ZM128 170V171H127ZM215 170H217V172L215 171ZM23 171V170H22ZM122 171V172H123ZM195 171H197V172H195ZM212 171H213V173H212ZM215 171V172H214ZM25 172V171H24ZM24 172H22V173H24ZM31 172V171H30ZM189 172H191V171H189ZM193 172H191V175H194V173ZM193 173V174H192ZM32 174V173H31ZM130 174V173H129ZM222 174V175H221ZM36 176V177H35ZM190 176V175H189ZM195 176V175H194ZM22 177V176H21ZM67 177V176H66ZM66 177L64 176V180H66ZM74 177H77L78 179L80 178V179H82L83 181H86L87 180V183L91 186V188H92V191L94 192V194H93V196H92V199L90 200L92 203H90L91 205H89V206H91V208H89V211H90V217H91V220H90V217H88L89 219H87L88 221H90L89 223L91 224V223H93V225H90L89 223H87V224H89L90 225V229H92V232H94L95 233V231H96V229H98V232L101 234V241H102V243L104 242V244L103 245H106V248H109L110 246H108V237L109 236H107L108 234H112V231H109V232H111V233H106V228H108V227H105L103 224H104V222H105V224H106V222H108L111 218H109L108 219V216H110V215H106L104 212H101L102 214L101 215H99V213L98 212H95L96 210H97V208L99 207V203L98 202H96V190H97V186H98V184H97V180H96V178L94 177L93 178V176H92V173L91 172H88L87 170H85V172H82V170H78L77 171V173H76V175L74 176ZM192 177V179L191 180H193L194 178H193V176H191ZM55 178H58V179H55ZM33 179V178H32ZM46 179V178H45ZM62 179V180H63ZM79 179V180H80ZM39 181H41V179H38ZM38 180H37V185H38ZM46 180H50V179H46ZM52 180H51V182H52ZM70 180V179H69ZM74 180H76V179H74ZM239 180V179H238ZM54 182V183H55ZM71 182H72V179H71ZM73 183V182H72ZM56 184V183H55ZM33 186V185H32ZM35 186V185H34ZM33 186V187H34ZM31 187V186H30ZM36 187V186H35ZM209 187V186H208ZM131 188V187H130ZM24 189H26V188H24ZM204 189V188H203ZM27 190V189H26ZM132 190H135V189H132L131 188V191ZM25 191V190H24ZM28 191V190H27ZM134 192V191H133ZM23 194V193H22ZM21 194V195H22ZM134 194H136V193H134ZM23 195H25V194H23ZM142 196V195H141ZM21 197H23V196H21ZM140 196H137V201L139 200V199H141V198H139ZM25 199V198H24ZM19 200H17V203H19L18 202ZM25 201V200H24ZM20 202L19 204L20 205H18V206H21L20 207V209L18 208V213L16 214L15 213V215H17L15 218H17L16 220H18V218H19V221L17 222L15 219H14V223H13V221H10L11 223H13L14 224V226H13V224H9V221H7V219H8V216H7V218H5L6 217V215H1L0 214V227H4V230L5 229H9L10 227H14L13 229H20L22 226V228H24L25 229V227H28L27 225H30V223H32L33 225V227L32 228H34V229H36V231H38V230H40L41 231V229L43 230V231H39V233L38 232H36V231H33V233L35 232V234L37 233L39 236H40V238H39V236H36V235H34L33 233V235L35 236V237H33V235H29L28 236V234H26L27 236H25L24 234H22V235H24L23 236V238H24V242L22 243V244H24V248L23 249H25V250H23L24 252L26 251H28V249H29V254L28 255H30V256H28V258H29V261L31 260V258L33 259V261L35 262V260L34 259H37V260H40L39 258H37V256L35 255V254H37V252H42V253H44V255L47 257V261H46V263L43 261V260H45L44 258H41V260L43 261V263L44 264H49L50 262V264H53L54 263V261H56V262H58L59 261V259L58 258H60V260H63V261H61V263L62 264H87L88 262H89V260H90V258H91V255H93V257L95 256L96 258L97 257H99V258H101L102 259V256H101V250H100V248L101 247H104V250H105V246H102V244H100L101 245V247H99L100 245H99V243L101 242V241H99V239L98 240H96V236H94L93 234H92V232H90L91 230L88 228L87 229V227H89V225L87 226V227H84V228H86V230L87 231H84V230H81L82 232L81 233H77V231H76V233L75 234H72L71 236L69 235V236H66L67 237V239L68 240H65L67 243H65V247L62 249L63 251H62V253L61 254H59L58 256L59 257H56L55 255H57V253L54 255L52 252H49V250L51 249V247L53 246L52 245V238H55V237H53L52 236V232L50 233V231L52 230H50V231H48L49 233H50V235L52 236V238H51V236H49V235H45V233L47 234V227H50L49 225L47 226L46 224H44L45 222H43V221H45V220H43V218H42V215H40V213H37V212H35V211H33V208H35L36 209V207H35V205L33 204V202L32 201H29V200H27V201H25V202ZM140 201V200H139ZM148 202V201H147ZM146 201H141L140 203H141V205H144V203H147ZM17 203H15V204H17ZM136 203H139V202H136ZM101 205H102V203H101ZM223 203H218V202H214V201H212V204H211V209H209L208 211H209V213H212V214H214L213 216L215 217H220V216H224L226 213H227V211H225V210H228V207L226 208L225 206V208L226 209H224L223 208ZM98 206V207H97ZM139 206V205H138ZM148 206H149V204L146 206H144V209L147 207V211L149 210V209H151L150 207H149V209H148ZM97 207V208H96ZM140 207V206H139ZM142 208V207H141ZM15 209H17V208H15ZM152 210V209H151ZM88 211V212H89ZM98 211V210H97ZM104 211V210H103ZM208 211L206 212V213H208ZM15 212V211H14ZM94 212L96 213V215L94 214ZM13 213V212H12ZM104 213V214H103ZM258 213V212H257ZM14 215V216H15ZM258 215V214H257ZM257 215L255 216V217H257ZM226 216V215H225ZM259 218H258V220H259V222H258V220H257V224L259 225H257V228L256 227H253L254 225H250V226H252L253 227V229L252 230H255V228L257 229V230H255V231H252V230H249V234H251V233H253V235H254V237H247L248 239L249 238H251V240L253 241V243H252V245H251V250H250V248L248 247V246H250V245H248L247 244V242L248 241H251L250 239L246 242V239H245V241L243 240V236L242 237H240L239 236V234H237V233H235L236 234V239H235V235L234 236H232V238L234 237V240L233 241H235V242H230L229 243V240H228V244L230 245V246H228V248H227V246L226 245H228V244H225V247H223V243H222V241L221 242H219L218 244V248L217 249H222L223 250V252H221L220 253V251H218L219 253H217V255H219V256H217L216 255V257H213L211 260H205L204 262H206L205 264H238V261H240V262H242L243 260V264H248L249 262H251L252 264H254V263H257V264H264V253L263 254H261V252H263V251H261V250H259V251H261L260 253H259V251H257L258 249H256L255 248V246L257 245V244H259L260 246L262 245V247H264L263 245H264V217L262 218V216H261V214L259 213ZM228 217V216H227ZM106 218L108 219V221L106 220ZM150 218V217H149ZM226 217H224V220L226 221L227 219H225ZM32 221H30V220ZM151 219V218H150ZM105 220V221H104ZM222 220H223V218H222ZM16 221V222H15ZM88 221H86V222H88ZM228 221V220H227ZM226 221V222H227ZM142 222V221H141ZM144 222V221H143ZM231 221H229V223H230ZM256 222V221H255ZM109 223V222H108ZM107 223V224H108ZM147 223V222H146ZM232 223V222H231ZM107 224H106V226H107ZM142 224V223H141ZM145 224V223H144ZM144 224H143V226H144ZM154 224V223H153ZM152 224V225H153ZM99 226V227H97V226ZM146 225V224H145ZM151 225V224H150ZM149 225V226H150ZM150 226L149 228L151 229V230H153L154 229V226ZM6 226H8L9 228H6ZM25 226V227H24ZM91 226L93 227V228H91ZM105 228H104V227ZM109 226V225H108ZM111 226V225H110ZM142 226V227H143ZM148 226V225H147ZM232 225H229V227L230 228H232L231 227ZM249 226V227H250ZM101 227V228H100ZM113 228L115 227V226H112ZM146 227V226H145ZM2 228H0V229H2ZM20 229V230H22V232H23V230L24 229ZM30 228V227H29ZM112 228V229H113ZM27 229V228H26ZM25 229V231H27ZM100 229H102V230H100ZM109 229H111V227H109ZM248 229V228H247ZM31 230V229H30ZM30 230H28L27 232H29ZM100 230V231H99ZM115 230V229H114ZM1 231H3V229L1 230ZM31 231V232H32ZM234 231V230H233ZM236 232H238L237 230H235ZM250 231H251V233H250ZM30 232V233H31ZM102 232V233H101ZM116 232V231H115ZM247 232V231H246ZM93 235H91V234ZM98 233V234H99ZM234 232H232V234H233ZM98 234H97V238H99L98 237ZM107 234V235H106ZM114 234V236L116 235V233H113ZM112 234V235H113ZM247 234V233H246ZM256 234V235H255ZM45 235V236H44ZM241 235V234H240ZM41 236H42V238H41ZM48 236V237H47ZM116 236H118V235H116ZM246 236V235H245ZM251 236H252V234H251ZM257 236V237H256ZM22 237V236H21ZM29 237V239H31V237H33V239H37V238H39L40 240L38 241V243L39 242H43V244H42V242L41 243H39V244H42L43 246H42V249H40L41 248V245L40 246H37V245H39L38 243H37V245L34 243V240H33V242L31 241V240H29V239H27ZM46 237V238H45ZM65 237V238H66ZM48 238H51V240H49L48 241ZM117 238V237H116ZM242 238V239H241ZM26 239V240H25ZM45 239H47V241L45 240ZM117 239H119V238H117ZM256 239V240H255ZM258 239V240H257ZM259 239H261L260 240V242L258 243V241H259ZM255 240V241H254ZM64 241V242H65ZM98 241V242H97ZM251 241V242H252ZM22 242V241H21ZM36 242V241H35ZM47 242V244L46 245H48V247H45L44 248V246H45V244L44 243H46ZM49 242L51 243L50 245H52L51 247L49 246ZM122 242V241H121ZM262 242V243H261ZM34 245H33V244ZM114 243V242H113ZM261 243V244H260ZM54 244V243H53ZM223 244V245H222ZM248 246H247V245ZM63 245H64V243H63ZM255 245V246H254ZM16 246V245H15ZM40 247V248H38L39 250H37L36 251V248L37 247ZM115 246V245H114ZM219 246H220V248H219ZM259 246V247H260ZM21 247H22V245H21ZM25 247H27V248H25ZM36 247V248H35ZM50 247V248H49ZM158 247L160 248H158L159 250H161V252L162 253H160V255L161 256H163L166 252H167V250L165 249V247L164 246H162V244L161 245H159L158 244ZM14 248V247H13ZM33 248H35V250H33ZM46 248H47V250H46ZM115 249V248H114ZM117 249V248H116ZM263 250H264V248H262ZM221 250V251H222ZM43 251H46V252H43ZM51 251V250H50ZM166 251V252H165ZM248 251V252H247ZM249 251L250 252H252L251 254H252V258H253V260L250 258V256H246V255H244L245 253H248V254H250L249 253ZM25 252V253H26ZM33 252V254H34V257H31V253ZM41 252L39 253V254H41ZM28 253V252H27ZM26 253V254H27ZM168 253V252H167ZM169 253H171V252H169ZM38 254V255H39ZM91 254V255H90ZM163 254V255H162ZM247 254V255H248ZM43 255V254H42ZM27 256V255H26ZM39 256H41V255H39ZM38 256V257H39ZM61 256V257H60ZM244 256V257H243ZM263 256V257H262ZM42 257V256H41ZM63 257V259H61ZM241 257L243 258L242 259V261H241ZM5 258V257H4ZM3 258V259H4ZM3 259H2V264H6V263H4L3 262ZM100 259V260H101ZM36 260V261H37ZM41 260H40V262H41ZM50 260V261H49ZM88 260V261H87ZM5 262H7L6 260H4ZM49 261V262H48ZM86 261H87V263H86ZM255 261V262H254ZM31 262H32V260H31ZM30 262V263H31ZM39 262V261H38ZM39 262V263H40ZM55 262V264H57ZM60 262V261H59ZM58 262V263H59ZM254 262V263H253ZM33 263V262H32ZM60 263V264H61ZM8 264V263H7ZM36 264V263H35ZM40 264H42V263H40ZM202 264H203V262H202Z\"/></svg>", "mask_w": 264, "mask_h": 264}]
</instances>
